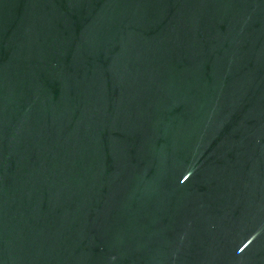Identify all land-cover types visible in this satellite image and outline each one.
Listing matches in <instances>:
<instances>
[{
	"label": "water",
	"instance_id": "obj_1",
	"mask_svg": "<svg viewBox=\"0 0 264 264\" xmlns=\"http://www.w3.org/2000/svg\"><path fill=\"white\" fill-rule=\"evenodd\" d=\"M0 264H264V0H0Z\"/></svg>",
	"mask_w": 264,
	"mask_h": 264
}]
</instances>
